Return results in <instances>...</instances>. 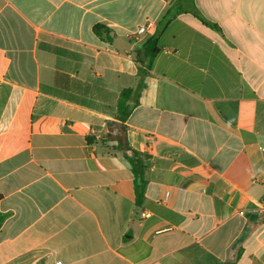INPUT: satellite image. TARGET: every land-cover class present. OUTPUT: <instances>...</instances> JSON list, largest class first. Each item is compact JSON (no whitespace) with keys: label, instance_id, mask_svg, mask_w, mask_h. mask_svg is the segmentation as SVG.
Wrapping results in <instances>:
<instances>
[{"label":"crops","instance_id":"obj_1","mask_svg":"<svg viewBox=\"0 0 264 264\" xmlns=\"http://www.w3.org/2000/svg\"><path fill=\"white\" fill-rule=\"evenodd\" d=\"M261 204L264 0H0V264H264Z\"/></svg>","mask_w":264,"mask_h":264},{"label":"trees","instance_id":"obj_2","mask_svg":"<svg viewBox=\"0 0 264 264\" xmlns=\"http://www.w3.org/2000/svg\"><path fill=\"white\" fill-rule=\"evenodd\" d=\"M204 24H208L203 22ZM93 31L96 35L105 34L108 36L109 30L103 25H94ZM158 53L157 36H152L139 48L135 49L136 57L139 58L141 67L138 69L135 82L130 88L123 89L116 103V114L114 121L107 122L108 133L105 139L115 142L114 149L121 151L124 158L129 163L133 176V190L135 194V204L140 206L144 199L146 187L145 166L141 156L131 149L129 146L126 132L125 122L131 111L138 105L140 91L143 88V79L146 74L145 70H149L153 58ZM0 215V224L2 222Z\"/></svg>","mask_w":264,"mask_h":264},{"label":"built area","instance_id":"obj_3","mask_svg":"<svg viewBox=\"0 0 264 264\" xmlns=\"http://www.w3.org/2000/svg\"><path fill=\"white\" fill-rule=\"evenodd\" d=\"M149 27H150L149 24H148L146 27H140V28L138 29V31H137V34H141V33L145 32L146 29L149 28ZM89 132H90L91 134H94V133H95V131H94L93 129H91ZM252 212H254L255 214H264V204L259 205V206H258L256 209H254ZM146 214H147V213H143L142 216L145 217ZM239 214L242 215V214H243V211H240ZM55 264H62V263L58 261V262H56Z\"/></svg>","mask_w":264,"mask_h":264}]
</instances>
